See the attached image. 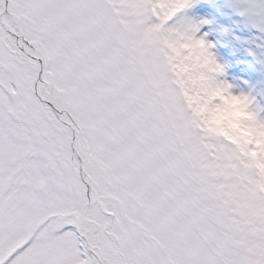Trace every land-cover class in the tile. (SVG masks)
Listing matches in <instances>:
<instances>
[{"label":"snow or ice","instance_id":"obj_1","mask_svg":"<svg viewBox=\"0 0 264 264\" xmlns=\"http://www.w3.org/2000/svg\"><path fill=\"white\" fill-rule=\"evenodd\" d=\"M0 264H264V0H0Z\"/></svg>","mask_w":264,"mask_h":264}]
</instances>
